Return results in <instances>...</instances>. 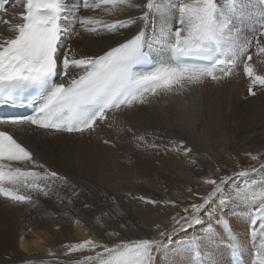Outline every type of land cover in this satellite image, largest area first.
Segmentation results:
<instances>
[{
    "label": "snow or ice",
    "instance_id": "snow-or-ice-1",
    "mask_svg": "<svg viewBox=\"0 0 264 264\" xmlns=\"http://www.w3.org/2000/svg\"><path fill=\"white\" fill-rule=\"evenodd\" d=\"M6 3L7 0H0V11L4 10ZM64 3L65 0H25L17 17L19 22L11 25L15 35H0V102L14 103L32 88L37 89V95L32 100H39L33 115L0 119V123H30L40 129L68 134H91L99 123H107L110 128L115 125L119 131H125L116 124L118 113L123 115L148 103V95L154 96L159 91L172 92L199 85L206 78L218 80L221 77L216 75L217 71L224 77L230 76L240 57L252 46V41L239 42L232 19L225 15L217 0H194L193 3L179 4L178 26L173 27L165 19L158 30L152 29L151 34L148 26L152 23L153 0H146L143 4L139 0H99L96 4L83 0L85 8H99L103 4L111 6L108 11L140 10L141 15L129 16L127 20H117L112 24L84 17L79 24L87 32L98 33L101 30L95 27L98 24H103L105 29L116 35H122L121 30L124 29L134 28V31L100 53H86L74 48L61 52V36L67 30L62 23L66 10ZM237 6L238 0H226L225 7L229 13H234ZM2 23L7 28L10 20L4 19ZM260 35L264 36V31ZM255 43L257 50L264 54L261 41L257 39ZM164 49L170 53L168 61L146 72L135 70L139 65L151 63L154 50ZM252 58V55H248L247 60L251 61ZM189 60L208 63L198 65L188 63ZM243 70L252 85L264 86V75H257L250 64L245 62ZM57 76L61 77L59 81L56 80ZM249 94L255 95L251 87ZM126 131L132 133L138 148L143 146L145 150H159L160 145L149 142L146 133L137 134L131 128ZM186 152H191V149H186ZM5 161L43 168L9 132L0 131V181L7 178L9 183H24L44 196L51 191L47 183L49 179H62L65 184L69 182L67 177L58 176L56 171H44L43 174L25 171L20 167L13 168L11 164L6 165ZM240 175L246 176L248 173L241 172ZM30 178L31 183L28 182ZM37 181H44L45 186L41 187ZM208 183L213 185L212 193L203 204L192 205L190 217H181L182 229L201 225L202 215L217 219L225 231L230 229L228 221L220 219L231 198L223 192L222 185L226 182L222 180L217 184L215 180H210ZM245 188H248L247 183ZM233 189L236 197L245 194L236 186ZM217 193L220 194L219 203L212 200ZM259 195L264 200V192ZM0 196L20 203L31 200L30 196L16 194L3 186H0ZM210 201L215 203V207L211 206ZM257 214L264 219V203L260 204ZM160 235L171 242L172 235L166 232H160ZM162 247L161 241L152 239H140L134 244L113 247L89 239L72 245L69 251L103 249L102 252L97 251L95 256H87L85 264H153V250L158 251ZM238 250L239 245H234V256L238 255ZM258 259L260 264H264V256L258 254Z\"/></svg>",
    "mask_w": 264,
    "mask_h": 264
},
{
    "label": "bare ground",
    "instance_id": "bare-ground-1",
    "mask_svg": "<svg viewBox=\"0 0 264 264\" xmlns=\"http://www.w3.org/2000/svg\"><path fill=\"white\" fill-rule=\"evenodd\" d=\"M262 1L263 0H238V6L235 12L229 13L228 9L225 7L226 0H217L218 6L225 12V15L230 16L232 19L233 25L235 26L234 31L238 34L239 42L244 43L251 39L250 34L247 35L245 31H241L242 26L245 29L249 24L254 26L257 23L256 20L264 22V3H262ZM24 2L25 0L10 1L9 5L4 11L2 18V20L9 19L10 25L6 28L4 23L0 22V35L4 37H12L15 35L11 25L19 22L17 17L23 8ZM139 2L143 4L146 3V0H139ZM153 2L154 7L151 10L150 16L152 23L148 26L149 34H151L153 28L158 30L159 26L164 22L165 19L173 27L178 26L176 23L179 19L177 6L181 3H193L194 0H153ZM89 3L96 4L99 3V0H89ZM64 7L66 10L64 11L63 16L66 18V21L63 20L62 23L66 26L67 30L62 34L61 37V52L67 50V48H74L86 53H100L109 46H114L117 40H123L124 36H129L134 31V28L124 29L121 30L122 35H116L115 33L109 32L107 29H105L103 24H112L117 20H127L129 16L141 15L140 10H136L135 12L108 11L111 6L103 4H101L99 8H85L83 6V0H65ZM144 10L147 9L145 8ZM84 17H93L96 20L103 21V24L95 25V27L101 30L98 33L85 31V29L79 24V20ZM77 33H79V35H77ZM247 54L248 53L245 52L243 56L240 57V59H243V57L245 58V55ZM152 57L155 61V66L153 68L147 69L142 67L136 68L135 70L138 72H146L154 69L159 63L168 61L170 58V53L166 49L154 50L152 52ZM240 59L238 60L237 65L240 64ZM241 63L243 64L244 62ZM237 70L239 69H234L233 73L238 72ZM216 75L220 76L221 78L218 80L206 78L203 83L199 85L185 87L183 91L188 94L182 98L179 96H177V98H171L169 97V92L166 91H161L162 93H158L154 96L148 95V103L140 105L139 109L135 107L136 109L133 108L134 110L132 109V111L130 110L125 112L123 115L118 113L116 124L123 122V120H125L127 117L126 115L131 117V115L133 116L141 110H152L153 113L158 117H161V119L162 117L164 119H168V117L171 116L173 123L175 122V125L178 124L181 128L187 129L189 134L198 135L200 132L198 130H201L200 127L205 126V128H209L211 119L213 118L214 113L208 104V102H210L209 99L214 96H222L221 93L216 94L217 89L221 85L226 84L228 78L230 77H224L219 71L216 72ZM234 77L235 76H233V78ZM239 78L240 79H234L231 81V85H234L235 89H238L240 85L243 84L244 80L242 79L244 78L242 77L241 79L240 76ZM194 92L199 105L192 107L191 96L194 94ZM225 96L228 97L230 102L238 101L236 100L235 95L231 92L229 95ZM109 117H111V114H109ZM262 119L259 120V124L257 125L260 126L259 128H253V123H250L248 126L246 125L247 127L245 126L246 128L241 129V131L238 133L235 130L234 133L237 134H225V148L229 149L230 147L239 145L240 148L241 146L251 147L252 149L256 150L264 146V120ZM199 125L201 126L198 129ZM218 125L220 126L221 124H217V126ZM1 126L2 128L11 131V133L20 142L31 149L34 160H36L39 164H42L43 168L53 167L52 169L54 171L62 173L63 175H68V181L70 179L78 191L77 194L74 195V199H67L65 197L66 193H64L65 195L63 196H60L58 192L63 190L61 189L63 182H58L57 179L54 181L49 179L47 181L50 187L52 183L58 182V188L51 190L48 196H44L42 193L29 187H25L22 184L8 183L14 188L21 187L23 193L27 194L28 196H33V201L31 204L26 202L19 203L0 196V242L3 241L5 243V246H2L1 244L5 251L0 250V264H85V258L87 256H95L97 251L102 252L103 249H94L91 251L84 249L82 251L70 252L69 248L72 245L82 243L89 239L96 240L97 242V240H99L101 237V234L104 235V243L102 241L97 243L105 244L108 247H113L118 244H134L136 241L144 238V236H142L140 233L133 230L134 228L130 225V222L124 215L130 214V218H132V220H140L142 224L143 222H147L148 224L150 223V217L152 212H154L155 205L153 207V203H148V201H153V199L148 197L152 196V194H156V192H154L155 187H153L155 182H146L143 184L138 183L140 181L134 182L131 179H127V181H114L112 180L113 178H110L113 182L102 180V182L106 183L108 190H110V193L109 191L106 192L109 194L110 198L115 195L119 196L121 193L125 195L123 199L120 198L119 202H117L119 204L122 201V205H120L119 208L115 207L117 203L111 206H103L98 210V212L84 208L85 206L83 207V204L80 205L81 201H83V198L87 196H94L97 191H99L100 195H104L103 191L106 190L99 188V186L94 181L86 179V173L83 171L85 170L83 161L86 158L83 156L87 151L92 152L96 148L108 150L114 153L116 152V150L107 145V143L104 144L105 142H103V134L111 136L107 123H99L95 132L91 134L87 132L83 134L57 133L34 127L29 123L17 125L2 124ZM232 127L233 126L231 125V128ZM110 140L113 139L110 138ZM216 147H218V145ZM205 149L212 154L220 153L219 151H221L219 148L212 147L209 144ZM94 154L97 157L99 153ZM174 154L172 156H174ZM96 157L94 158L95 160ZM178 157L180 156L178 155ZM90 158L89 159L91 161H94L92 157ZM101 161L103 163L105 160ZM5 164H11L13 168L20 167L22 170H26L28 168L43 169L37 167L34 164H25L23 162H6ZM97 165L98 163L96 166ZM180 171H182V169H180ZM39 172L43 174L44 171L40 170ZM99 172L103 176H105L104 174L107 173L102 170H99ZM183 172H189V168L185 166V168H183ZM242 172L248 173V175L241 176L240 172L236 178H230L225 181L226 183L224 185H222L225 195L231 196V198L224 209V215L220 217V219L227 220L230 225V229L225 231L220 226V224L216 222L215 218L210 219V221L212 220L214 222L211 221L209 226L205 224L206 227H201V225H198L189 228V230L183 229L185 230L183 231V234L179 233L177 236H172V243L169 248L163 250L162 247L158 251L156 249L153 250V256L154 259H156V264H166L168 259L173 260L172 264L186 262L185 259H188L189 257L188 254L190 251L188 252V247H190V243H185V238L193 239L198 243H201V245L198 244L199 247L202 246L207 252V258H205L207 259L206 264H215L220 262L219 258L221 255L228 256L227 259L221 257L224 259L223 263L221 264H231V255L228 250L229 245L234 246L238 244V254L244 257L248 264L252 263L255 252L259 253L261 256H264V219H261V217L257 214L260 204L264 203V200H261L259 195L261 192H264V165L253 170H244ZM79 174L81 175L78 176ZM107 174L110 175L111 172ZM85 181H88V183ZM246 183L248 188H245ZM40 184L44 185V183ZM67 184L69 185V183ZM238 185H241L240 189L245 193L241 197H236L233 194V186ZM157 190L159 191V189ZM161 191L164 193L166 190L162 189ZM95 198L99 199L102 197L96 196ZM219 198L220 194L217 193L214 196L215 203H219ZM209 203L212 207H215V203H212L211 201ZM26 204L28 205L27 209L21 210L19 208L20 205L23 206ZM27 205L25 207H27ZM95 205H97V202H95ZM151 206L152 208H150ZM205 207H207V205H205ZM23 208L24 206L22 209ZM75 209H77V211ZM105 210L110 211L112 215L120 221L121 232L115 233L111 231L113 233H108L106 230L111 228L109 225H103L101 223L98 224L95 221L96 217L93 215V213H97L99 216V214L104 213ZM202 219L206 221L209 220V217L207 215H202ZM145 228L148 230L146 226ZM250 234H252V236ZM155 236L157 237L156 239L153 237L151 239L160 241L158 235ZM229 240L230 242L227 243ZM200 262L203 263L205 261ZM256 264L260 263L256 262Z\"/></svg>",
    "mask_w": 264,
    "mask_h": 264
},
{
    "label": "rangeland",
    "instance_id": "rangeland-1",
    "mask_svg": "<svg viewBox=\"0 0 264 264\" xmlns=\"http://www.w3.org/2000/svg\"><path fill=\"white\" fill-rule=\"evenodd\" d=\"M82 10H85V9H82ZM256 21L257 23L254 26H251L249 24L247 28L244 29L243 26L241 28V31H245L247 35L250 34L251 39H249V41H252V46L248 48L247 50L248 54L245 55V58L244 57L243 59L241 58L240 64L234 68V69H239L237 70L238 72L233 73L234 71L233 69L232 75H230L226 84H224L225 86L221 85L219 87L220 89L219 88L217 89L216 94L221 93L222 96H216V97L214 96L209 99L210 102H208V104L212 112L214 113L213 114L214 119L213 118L211 119L210 127L205 128V126L200 127L201 125H199L198 129L199 127L201 128V130L200 129L198 130L200 131L199 134L192 135L188 133L187 129L181 128L178 124H176L177 125L176 126L175 122L173 123L171 116L168 117V119H164L163 117L161 119V117H158L156 114H154L152 110H141L137 114H134L133 116L131 115V117L126 115L127 116L126 118L128 120L125 118L123 122L125 121L124 123H127V124H124L123 122L118 124L119 127H121L122 129H125V131L119 132L117 127L113 126L111 128L109 127L110 129L109 132L111 133V136L103 134L104 135L103 142L108 141L107 145H109L114 150H116L115 153L108 151V150L96 148L92 152L87 151L86 154L83 156L86 158L83 161V166L85 170L83 169L81 170L85 171L86 173L85 175L87 176V178L85 176L83 177H85L87 180L89 179V180L94 181L99 186V188L106 189V190L103 191L104 195H100L99 191H97L96 192L97 194L95 193L94 196H87L83 198V201H81L80 205L83 204V207L85 206L84 208L89 209L91 211L93 210L95 212L96 211L98 212V210L101 207L114 205L115 203L119 202L120 198L123 199L125 195L122 193L119 196L115 195L112 198H110L109 194L106 193L107 191H109L110 193V190H108L106 183L102 182V180L108 182L112 180L127 181V179H131L134 182L140 181L138 183H143V184L146 182H155V185L153 187H155L154 192H156V194L154 195L152 194V196L148 197V198L153 199V201H155V203L153 204L151 203L152 206L154 207L155 205V207H154V212H152V215L150 217V220H151L150 223L148 224L147 222H143L142 224L140 220H136V219L132 220V218H130V214L124 215V216L130 222V225L134 228L133 230L137 231L142 236H144V238L142 239H151L152 237L156 239L157 237L155 235H158L162 244L164 246L166 245L165 247H163V250H166L167 248H169V246H171L172 242H170L166 238V236H161L160 232L165 231L167 234H170L172 236L173 235L177 236L179 233L183 234L184 233L183 231L189 230V228H186L185 230L181 228V224H183V220H181V217H190L193 212L192 205L193 204H197V205L203 204L204 200L209 196L210 193H212L213 185L208 183V181L215 180L217 184H220V181L222 180L226 181L230 178H236L238 173L244 170H253L255 168H258L264 165V146L256 150L252 149L251 147L241 146L240 148L239 145H238L239 147L233 146L227 149L225 148L226 140L224 137L227 134H237L239 131H241V129L246 128L250 123H253L252 124L253 128H259L260 126H257L259 124V120L262 118H263L262 120H264V86H261L258 84L252 85L250 82L251 81L250 78H248L245 75L244 70H243L244 63L247 62L248 64L252 66L254 72L257 75H264L263 74L264 73V67H263L264 66V54L262 53L260 54V52L257 50L256 43H255V41L258 39L261 41L262 46H264V36L262 37L260 35L261 31H264V22L263 21L261 22L260 20L259 21L256 20ZM248 55H252L253 58L251 61L247 60ZM241 62H244V63L242 64ZM233 76H235L236 78L235 77L233 78ZM239 76L241 77V79L243 77L244 79L242 80L244 81H243V84H241L242 86L240 85L238 89H235L234 85H231L232 83L231 81L234 79H240ZM244 86H245V89L247 88L246 90L244 89ZM248 86L252 88V90L255 92V95L249 94ZM229 88L231 91L229 90ZM240 89H242L243 91ZM183 92H184L183 89H179L178 91L173 90L172 92H169L168 94L170 95L169 97L171 98H177V96L182 98L183 96L188 94V93L186 94L185 92L184 93ZM230 92L235 95L236 100L238 101L230 102L228 97L225 96V95H229ZM158 93L160 94L162 92L160 91ZM191 97H192L191 106L194 107L196 105H199L195 97V92ZM244 98H247V99H244ZM136 108L139 109V106ZM166 120H168L169 122ZM217 124H221L222 126L221 125H220L221 127L219 125L217 126ZM231 125L233 126L232 128H231ZM129 128H131L132 131L137 134L146 133L147 139L149 142H155L156 144L160 145L159 150H154V149L145 150L143 146L138 148L137 142L133 138L132 133L130 132L128 133V131H126ZM235 130L237 131V133H234ZM202 133L204 136L202 135ZM110 138H112L113 140H110ZM208 144L212 147L219 148L221 150L219 151L220 153L212 154L206 151L205 148L208 146ZM217 145L218 147H216ZM173 149H176V150H173ZM186 149H191V152H186ZM94 153H97V154L99 153V154L96 157ZM173 154L174 156H172ZM177 154L180 157H178ZM92 155L93 156L95 155V156L93 157ZM88 157L89 158L92 157L93 159L96 157V160L94 159V161H91L90 160L91 158L89 159ZM253 157H255V159H253ZM101 160H105V161L102 163ZM97 163L98 165L96 166ZM185 166L189 168V172H183V168H185ZM72 168H75V167H72ZM180 169H182V171H180ZM99 170H102L107 173L111 172V174L108 175L106 173L104 174L105 176H103L102 174H100ZM80 175L81 174H79L78 176ZM169 175L171 178L169 177ZM66 177L68 178V175ZM110 178H113V179L111 180ZM57 180L58 182H63L62 179H57ZM29 181H31V179H29ZM38 182L44 183V181H38ZM58 182L52 183L51 190L53 189L55 190L58 188ZM85 182L88 183V181H85ZM68 183L69 185L66 183V186H65V183L63 182L61 186V189L63 190H60L59 191L60 193L58 192V194H60V196H63L65 195L64 193H66L65 197L67 199H74V195L77 194L78 189L71 182L70 179ZM21 184L25 186L24 183H21ZM240 186L241 185H238L236 187L240 188ZM156 188L159 189V191ZM162 189H165L166 191L162 193L161 191ZM96 196L102 197V198H99V199L95 198ZM212 200H214V196L212 197ZM95 202H97V205H95ZM28 203L31 204L32 202H28ZM26 205H23L24 206L23 209H22L23 207L22 205H20L19 208L21 210H25L28 208V205L27 207H25ZM120 205H122V201L119 204L117 203L115 207L119 208ZM152 206L150 208H152ZM185 209H188V211L186 212ZM75 210L77 211V209ZM105 212L100 213L99 216L97 215V213H93V215L96 217L95 221L98 224L101 223L103 225H109L112 228V230L111 228H108L110 230V231L106 230V232L108 233L121 232L120 221L116 217H114L110 211L105 210ZM210 219L212 218H209V220H206V221L202 219L203 223L201 224V227H204L205 224L209 226V224L212 221V220L210 221ZM176 221H180V223L178 224L176 223ZM216 222H218L217 219H216ZM144 225L147 227L148 230H146ZM173 228L176 229L175 233H173ZM103 237L104 235L101 234V237L99 238V240H97V242H100V241L103 242ZM229 242L230 240L227 243ZM1 244L2 246H5V243L3 241L0 242V250L5 251V249L1 246ZM198 244L201 245L200 242ZM195 245L193 246V250L197 251V255L194 257L192 254V249L188 247L190 249V250L188 249V252L190 251L191 253L189 252L188 254L189 257L187 256L188 259H185L186 262L184 263L182 262L180 264H206L207 259L205 258H207L206 257L207 252L202 246H200L202 248L201 249L199 245L197 246V249H195L196 247ZM221 257H224V259H227L228 256L221 255L219 258L220 262H217L219 264L223 263V260H224ZM199 260L205 261V262L201 263ZM172 261L173 260L168 259L167 263L172 264ZM255 262L260 263L259 259H255L254 257L252 264H255ZM153 264H156V259H154Z\"/></svg>",
    "mask_w": 264,
    "mask_h": 264
}]
</instances>
